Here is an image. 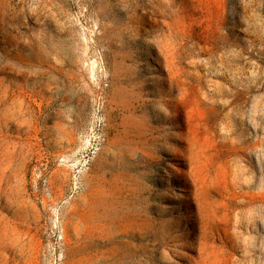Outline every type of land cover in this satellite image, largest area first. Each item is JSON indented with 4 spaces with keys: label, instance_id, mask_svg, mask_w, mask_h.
I'll list each match as a JSON object with an SVG mask.
<instances>
[{
    "label": "rangeland",
    "instance_id": "obj_1",
    "mask_svg": "<svg viewBox=\"0 0 264 264\" xmlns=\"http://www.w3.org/2000/svg\"><path fill=\"white\" fill-rule=\"evenodd\" d=\"M0 264H264V0H0Z\"/></svg>",
    "mask_w": 264,
    "mask_h": 264
}]
</instances>
